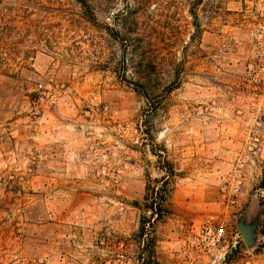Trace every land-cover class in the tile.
Here are the masks:
<instances>
[{
    "label": "rangeland",
    "instance_id": "obj_1",
    "mask_svg": "<svg viewBox=\"0 0 264 264\" xmlns=\"http://www.w3.org/2000/svg\"><path fill=\"white\" fill-rule=\"evenodd\" d=\"M87 2L0 0V264H264V0Z\"/></svg>",
    "mask_w": 264,
    "mask_h": 264
},
{
    "label": "trees",
    "instance_id": "obj_2",
    "mask_svg": "<svg viewBox=\"0 0 264 264\" xmlns=\"http://www.w3.org/2000/svg\"><path fill=\"white\" fill-rule=\"evenodd\" d=\"M80 6L83 8H86L88 6L87 0H75ZM140 64V63H139ZM141 66V65H139ZM144 98L148 101L147 95L144 94ZM149 103V101H148ZM167 164V176L169 178L174 177V171L171 167V165L166 162ZM167 179V178H166ZM161 186L159 188L151 187L150 185H147L145 188V195L143 197L144 206L142 208L143 212L149 213V217L145 219L142 217V220L140 222L139 231L137 233L138 238H142L145 234L146 227L151 228V233L154 231V225H156L158 222H162L165 218H167L170 215V210L167 205L168 202V194H167V185L168 181L165 179H162ZM157 183V182H156ZM156 237L152 234L150 236V239L147 240V246L146 248L150 250L149 256H148V264H159L158 263V256L156 253Z\"/></svg>",
    "mask_w": 264,
    "mask_h": 264
},
{
    "label": "water",
    "instance_id": "obj_3",
    "mask_svg": "<svg viewBox=\"0 0 264 264\" xmlns=\"http://www.w3.org/2000/svg\"><path fill=\"white\" fill-rule=\"evenodd\" d=\"M259 224L257 218L252 222L246 223L244 219H239L237 222V229L247 248H252L256 242V228Z\"/></svg>",
    "mask_w": 264,
    "mask_h": 264
},
{
    "label": "built area",
    "instance_id": "obj_4",
    "mask_svg": "<svg viewBox=\"0 0 264 264\" xmlns=\"http://www.w3.org/2000/svg\"><path fill=\"white\" fill-rule=\"evenodd\" d=\"M225 236V231L220 228L218 231L214 230V238L216 239V242H219L222 237Z\"/></svg>",
    "mask_w": 264,
    "mask_h": 264
}]
</instances>
